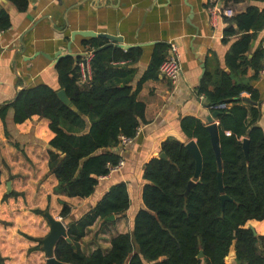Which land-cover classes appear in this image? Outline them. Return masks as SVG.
Wrapping results in <instances>:
<instances>
[{
	"label": "trees",
	"instance_id": "trees-1",
	"mask_svg": "<svg viewBox=\"0 0 264 264\" xmlns=\"http://www.w3.org/2000/svg\"><path fill=\"white\" fill-rule=\"evenodd\" d=\"M8 1L25 13L31 0ZM225 23V42L243 33L227 56L231 73L219 69L207 72L199 88L210 111L215 112L214 107L220 104L229 106L218 116L222 170L208 127L195 118L183 119V133L197 141L202 155L199 180L195 179L193 154L184 143L168 139L162 145L167 158H154L145 166L144 209L135 218L133 232L116 237L106 254L97 250L87 256L81 251L80 242L97 220L127 213L130 198L126 184L121 183L80 221L68 226L72 243H58L57 260L65 264H264V237L246 227L251 221L264 220V130L259 125L262 100L251 84L259 79L264 65V40L247 56L254 37L249 32L264 27V12L251 8L245 14L225 18ZM11 27L9 13L0 11V32ZM86 46L94 49L89 85L78 83L82 57H65L56 65L60 87L78 113L62 103L57 91L44 85L23 89L13 104L0 106L3 121L11 109L16 124L33 116L50 121L55 134L50 144L56 151L49 153V168L59 181L55 192L80 199L91 198L100 179L109 175V166L119 162L121 157L115 150L120 137H136L146 109L131 86L137 75L133 65L142 51H124L97 39ZM169 50L167 45H157L140 84L159 77V67ZM249 68L254 76L240 79ZM244 93L250 97L243 98ZM245 140L249 141L248 154ZM220 172L224 192L219 188ZM191 181L195 184L188 190ZM223 195L227 201L222 200ZM70 214L65 204L61 217L66 219ZM201 251L203 259L199 258Z\"/></svg>",
	"mask_w": 264,
	"mask_h": 264
},
{
	"label": "crops",
	"instance_id": "crops-1",
	"mask_svg": "<svg viewBox=\"0 0 264 264\" xmlns=\"http://www.w3.org/2000/svg\"><path fill=\"white\" fill-rule=\"evenodd\" d=\"M218 3L231 8L234 17L251 8L264 12V0ZM211 6L210 0H31L28 10L20 13L8 0H0V11H7L12 23L8 31L0 32V106L14 100L25 88L44 85L61 90L55 59L70 52L73 58L83 57L90 48L87 42L93 39L124 51H142L133 65L137 75L131 86L146 106L132 143L115 150L124 159L125 167L101 178L89 199L55 192L59 181L49 168V153L56 151L50 144L55 134L48 119L33 116L16 124L13 109L5 121L0 118V264H48L43 240L51 226L46 214L68 229L121 183L126 184L130 198L127 213L115 215L114 220H97L80 242L81 251L87 256L97 250L106 254L116 237L133 232L135 218L144 209L143 188L148 183L144 179L145 166L160 157L163 143L168 139L189 142L181 127L182 120L188 117L206 126L219 125L199 88L207 72L219 69L231 73L227 56L243 33L225 42L227 17L214 15ZM80 33L107 35L119 42L98 36L84 38ZM249 34L254 37L247 56L261 46L264 27ZM159 44L176 46L179 51L183 75L177 85L160 74L140 84ZM254 74L249 68L240 79L248 80ZM251 84L262 100L259 125L264 130V74ZM246 94H242L243 98H248ZM65 204L71 214L63 219ZM250 225L257 236L264 237V220L251 221L246 227Z\"/></svg>",
	"mask_w": 264,
	"mask_h": 264
},
{
	"label": "water",
	"instance_id": "water-1",
	"mask_svg": "<svg viewBox=\"0 0 264 264\" xmlns=\"http://www.w3.org/2000/svg\"><path fill=\"white\" fill-rule=\"evenodd\" d=\"M79 35H81L84 38H95V37H100V38H105L108 39L110 41L116 42L118 41V39L113 38L111 36H107V35H98V34H93V33H80ZM119 42V41H118ZM65 57H73V54H71V52L67 55H61L59 54L57 56V58L55 59V66L58 64V62ZM26 89V88H25ZM23 90V89H22ZM19 90L17 96L14 98V100H12L9 103H6L4 105H11L13 104L17 98L19 93L22 91ZM57 96L58 98L62 101L63 104H65L67 107H69L70 109H72L74 112L78 113V109L74 106V104L72 103L71 99L68 97L66 91L64 89H61L57 92ZM220 115V112H214L213 117L212 118H218V116ZM212 118H210L209 122H212ZM208 131L210 133L211 136V140H212V145H213V149L214 152L216 154V159L218 162V166H219V170H222V160H221V149H220V132H219V125L217 124H213L210 123L208 126ZM187 149L193 154L195 161H196V173H195V179L199 180L200 178V174L202 171V165H203V159H202V155L200 152V149L197 145V141L196 140H189V142L187 144H185ZM248 145H249V141L245 140L244 141V147L246 150V153L248 154ZM160 158L165 159L167 158L165 153H161L160 154ZM195 184L194 181H191L189 184V188L188 190ZM219 188L221 192H224L223 189V176L222 173L220 172L219 174ZM223 201H227L228 197L223 195L222 197ZM46 217L50 223L51 226V232L50 234L47 236V238H45L43 240V246H44V250L46 252L48 261V264H64L62 262H60L59 260H57V258L55 257V248L58 245V243L61 240H65L68 243H72L70 238L68 237V229L66 228V226L64 225L63 222L56 220L54 218H52L49 214H46ZM115 216L112 215L110 218H108V220H114ZM249 229L251 231H253L254 235L257 236V233L255 232V229L253 228L252 225L249 226ZM74 249H76L75 246H73ZM200 259L204 258V254L201 251L200 255H199Z\"/></svg>",
	"mask_w": 264,
	"mask_h": 264
},
{
	"label": "built area",
	"instance_id": "built-area-1",
	"mask_svg": "<svg viewBox=\"0 0 264 264\" xmlns=\"http://www.w3.org/2000/svg\"><path fill=\"white\" fill-rule=\"evenodd\" d=\"M212 4L211 11L214 15H221L227 18L234 17L235 13L234 11L229 7H222L221 4L218 3V0H210ZM94 59V49L89 48L87 49L84 56L81 58V61L79 63V85L86 86L89 85L92 77H93V71H92V61ZM261 73L264 74V65L261 70ZM159 74L164 79H167L171 84L177 85L179 81L182 78L183 75V68L181 64V57L179 54V51L176 46H171L169 53L167 57L164 59V61L161 63L159 67ZM247 97L249 98L250 95ZM228 104H220L216 107H214L215 112H219L221 110H226L228 108ZM229 135V133H228ZM119 146L120 148H124L126 146H129V144L132 143L133 139L127 138L125 136L120 137ZM125 167V161L123 158H120L119 162L114 166H109V175H112L114 173L120 172ZM108 175V176H109ZM106 176V177H108ZM102 177V178H106Z\"/></svg>",
	"mask_w": 264,
	"mask_h": 264
}]
</instances>
